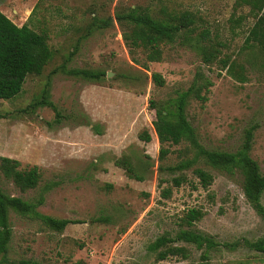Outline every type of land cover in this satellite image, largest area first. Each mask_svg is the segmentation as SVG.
Listing matches in <instances>:
<instances>
[{
  "label": "rangeland",
  "instance_id": "rangeland-1",
  "mask_svg": "<svg viewBox=\"0 0 264 264\" xmlns=\"http://www.w3.org/2000/svg\"><path fill=\"white\" fill-rule=\"evenodd\" d=\"M132 8L155 18L163 17L162 8L192 11L198 31L208 29L223 42L220 56L244 65L247 80L226 70L217 77L216 64L209 70L193 48L178 41L164 45L163 59L148 62L147 69L135 63L122 39L127 28L116 19ZM248 9L236 7L235 0H0V11L16 25L45 34L52 51L41 74H29L14 98L0 99V156L17 159L22 168L38 166L41 180L22 192L0 176V187L35 203L41 215L70 221L57 231L39 216L10 210L11 237L0 264L21 258L41 264H197L201 250L191 244L186 259L156 260L147 249L156 237L173 235L179 217L192 207L203 213L194 228L220 243L209 252L212 264H264V251L244 243L264 238V218L246 200L238 170L207 166L214 179L206 189L191 169L184 170L187 180L180 186L159 185L173 175L159 165L191 156L192 145H171L172 152L160 160L149 106L150 99L166 100L187 89L201 68L214 85L204 105L192 99L187 106L199 143L234 151L252 127L250 154L264 173V56L244 43L255 22ZM108 18L110 25L98 27ZM134 56L144 62L139 49ZM70 69L106 75L90 81ZM153 72L162 75L163 86L153 83ZM142 131L149 141L139 137ZM122 155L143 180L114 164ZM164 187L172 188L169 198L161 194ZM261 202L264 206V191Z\"/></svg>",
  "mask_w": 264,
  "mask_h": 264
},
{
  "label": "trees",
  "instance_id": "trees-1",
  "mask_svg": "<svg viewBox=\"0 0 264 264\" xmlns=\"http://www.w3.org/2000/svg\"><path fill=\"white\" fill-rule=\"evenodd\" d=\"M235 6L249 7L248 14L255 19V22L249 29L244 43L249 48H258L259 53L264 56V0H235ZM162 13L163 17L155 18L146 10L140 11L132 8L126 13L116 15V19L121 24H125L127 28L122 31V39L135 63H140L143 68L147 69L148 62H158L163 59L164 45L178 41L180 44L193 48L200 56L202 63L209 66V70L210 65L216 64L217 77L221 76L222 70H226L240 82L247 80L244 65L232 60L229 55L220 56L224 43L216 36L210 37L208 29L198 31L195 14L192 11H167L162 8ZM240 18L238 17L235 21L238 22ZM110 24L111 19L108 18L102 20L98 27ZM138 49L144 54V62L134 56ZM51 57L52 51L45 34L35 31L27 24L16 25L0 11V99L9 100L17 96L23 89L26 77L29 74H41ZM234 67L236 70H233ZM68 72L97 82L106 75L103 70L70 69ZM151 78L156 86L164 85L165 80L160 73L153 72ZM213 85L214 81L201 68H198L187 89L176 92L173 97L166 100H149L150 108L155 111L152 125L159 142V159H165L172 152L171 145L184 141L192 145L191 156L185 154L172 165H159L161 172L173 174L168 180L162 177L159 185L168 181L172 183V186L178 187L187 180L184 170L191 169L199 180L200 186L206 189L214 179L211 171L206 168L207 166L227 172L238 170L242 176V191L246 200L264 218V206L261 202V195L264 191V173L260 171L257 160L250 154L253 128L245 130L242 143L234 151L208 149L199 143L195 129L189 120L187 106L190 100L194 99L204 105ZM139 137L145 141L150 140V135L146 131H142ZM178 150L181 155L182 149ZM114 164L123 168L128 177L143 180L142 174L136 170L128 156L122 155L115 158ZM0 176L10 180L22 192L36 188L41 180L38 166L22 168L17 159L6 156H0ZM171 189V187L162 188V196L169 198ZM10 210L20 215L39 216L46 225L57 231L63 230L70 223L68 219H57L39 214L35 210V203L18 196L8 195L0 187L1 256L7 251L11 237ZM202 215L199 208H188L179 217L175 233L173 235L165 233L156 237L148 244L147 249L154 254L156 260H165L169 257L186 259L190 255V249L186 244H191L201 250L197 264H212L209 252L216 250L220 243L210 235H204L194 228V223ZM244 243L250 248L264 251V238L256 241L245 240ZM10 264L41 263L33 259L21 258ZM72 264H85V262L77 260Z\"/></svg>",
  "mask_w": 264,
  "mask_h": 264
},
{
  "label": "water",
  "instance_id": "water-1",
  "mask_svg": "<svg viewBox=\"0 0 264 264\" xmlns=\"http://www.w3.org/2000/svg\"><path fill=\"white\" fill-rule=\"evenodd\" d=\"M109 75H110V72L107 73V76H109Z\"/></svg>",
  "mask_w": 264,
  "mask_h": 264
}]
</instances>
